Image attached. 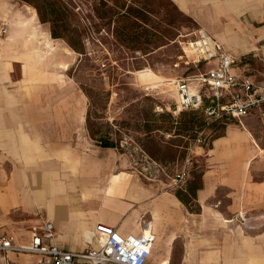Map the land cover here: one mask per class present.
Instances as JSON below:
<instances>
[{
	"label": "crops",
	"instance_id": "0c3cea01",
	"mask_svg": "<svg viewBox=\"0 0 264 264\" xmlns=\"http://www.w3.org/2000/svg\"><path fill=\"white\" fill-rule=\"evenodd\" d=\"M170 1L225 52L257 55L264 64V0ZM0 24L7 27L0 39V237L28 245L47 221L55 229L53 244L81 251L95 246L97 223L122 235L140 234L138 221L152 219L155 242L146 264H264L263 150L250 133L252 120H264L249 116L242 127L233 122L208 145L197 210H190L123 171L126 162L114 149L83 142L80 98L73 109L58 104L57 95L48 108H34L47 98L26 93L33 72L64 83L69 51L41 26L33 8L16 0H0ZM238 65L264 85L242 61ZM116 167L123 170L114 173ZM0 255V264L37 258Z\"/></svg>",
	"mask_w": 264,
	"mask_h": 264
},
{
	"label": "rangeland",
	"instance_id": "374dc122",
	"mask_svg": "<svg viewBox=\"0 0 264 264\" xmlns=\"http://www.w3.org/2000/svg\"><path fill=\"white\" fill-rule=\"evenodd\" d=\"M16 1L36 13L33 4L48 13L47 4L52 3L56 16L48 18L54 24L42 22L39 16L38 22L49 31L51 24L54 26L60 34L55 40L70 55L66 59L68 67L62 73L64 83L59 84L57 79L53 81L50 75L48 78L37 70L33 72L26 93L47 98L46 102H33L34 108L41 109L44 104L48 108L54 103L51 95H57L58 104L65 102L67 109H73L80 98L83 142L92 147L109 141L116 146L117 158L126 162L124 170L116 167L114 173L131 172L140 183L155 189L156 194L169 193L178 205L196 211V193L191 196L187 191L193 185L200 187L204 168V153L198 148L194 150L196 138L203 133L210 147L213 140L234 125L207 127L200 112L175 111L172 85H146L138 77V72L145 69L168 80L195 74V56L186 55L189 44L196 39L195 23L170 0ZM33 28L41 29L37 24ZM71 42L76 44L77 51ZM237 58L251 76L264 80V64L259 56ZM205 68L203 64L198 66L200 70ZM250 125L251 132L245 128L263 150L258 159L264 163V123L252 120ZM190 149L195 154L187 169L188 176L175 185L173 180L183 169Z\"/></svg>",
	"mask_w": 264,
	"mask_h": 264
},
{
	"label": "built area",
	"instance_id": "2783aa9c",
	"mask_svg": "<svg viewBox=\"0 0 264 264\" xmlns=\"http://www.w3.org/2000/svg\"><path fill=\"white\" fill-rule=\"evenodd\" d=\"M7 34L0 24V37ZM189 44L197 72L184 78L167 79L174 87V109L178 112L200 111L204 124L215 121L236 123L242 127L244 118L254 116L264 120V85H257L239 70V58L225 52L222 46L203 29L194 32ZM201 64L204 70L198 69ZM203 153L210 141L200 133L195 141ZM195 152L190 149L184 167L175 176V185L187 176ZM150 222L143 219L140 234H120L114 227L97 223L94 226L95 246L81 251H67L52 243L55 229L51 222H43L32 233L30 243L15 246L11 236L0 237V252L34 255L32 264H146L151 256L155 234ZM7 264H15L6 258Z\"/></svg>",
	"mask_w": 264,
	"mask_h": 264
},
{
	"label": "trees",
	"instance_id": "16d2710c",
	"mask_svg": "<svg viewBox=\"0 0 264 264\" xmlns=\"http://www.w3.org/2000/svg\"><path fill=\"white\" fill-rule=\"evenodd\" d=\"M22 1H24V2H26V3H29V1L28 0H22ZM32 4V3H31ZM33 6L35 7V9L37 10V14H38V16H39V18H40V20L42 21V22H50V23H52V24H54V20H50L49 18H48V16H56V11H55V9H54V7H53V4L52 3H48L47 4V8H48V13H46V12H44L43 11V7H41V6H38V5H35V4H33ZM56 18V17H55ZM55 21H57V20H55ZM51 24V30H50V32H51V37L53 38V39H57V38H60V34L56 31V29L54 28V26ZM71 44V47H73V49L75 50V51H77V47H76V44L75 43H70ZM190 112H200V111H190ZM200 115H201V117H202V113L200 112ZM202 122L204 123V119H203V117H202ZM214 124H226V123H224V122H220V121H215V122H212V123H210L209 125H208V127H210V126H212V125H214ZM98 146L99 147H101V148H111V149H114V148H116V146L113 144V143H111V142H109V141H101L99 144H98ZM198 190V188L196 187V186H191L187 191H188V193H189V195H191V196H193L195 193H196V191ZM177 198L184 204V205H186V201L184 200V199H182L179 195H177Z\"/></svg>",
	"mask_w": 264,
	"mask_h": 264
},
{
	"label": "bare ground",
	"instance_id": "6f19581e",
	"mask_svg": "<svg viewBox=\"0 0 264 264\" xmlns=\"http://www.w3.org/2000/svg\"><path fill=\"white\" fill-rule=\"evenodd\" d=\"M188 50V49H187ZM192 51L189 49V53H187L186 55L188 57H193L192 55ZM138 77L143 79V81L145 82L146 85H152V86H163V85H166V81H168L167 79H164V78H157L153 73L152 71L148 70V69H145L143 71H140L138 72ZM140 79V80H141ZM150 81V82H149ZM168 85V83H167ZM171 89V88H170ZM171 95H174V91L173 89H171ZM175 96V95H174ZM243 126V125H242ZM140 221L142 222V220L140 219L138 221V225L140 223ZM150 223V226L153 228V222H152V219L149 221ZM154 230V229H153Z\"/></svg>",
	"mask_w": 264,
	"mask_h": 264
}]
</instances>
